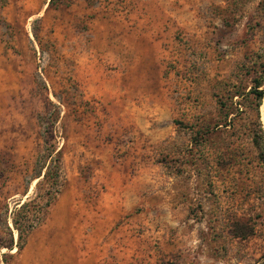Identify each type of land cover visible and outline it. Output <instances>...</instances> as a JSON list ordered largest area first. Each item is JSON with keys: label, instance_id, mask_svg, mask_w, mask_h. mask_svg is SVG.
Instances as JSON below:
<instances>
[{"label": "rangeland", "instance_id": "374dc122", "mask_svg": "<svg viewBox=\"0 0 264 264\" xmlns=\"http://www.w3.org/2000/svg\"><path fill=\"white\" fill-rule=\"evenodd\" d=\"M263 66L264 0H0V264H264Z\"/></svg>", "mask_w": 264, "mask_h": 264}, {"label": "trees", "instance_id": "16d2710c", "mask_svg": "<svg viewBox=\"0 0 264 264\" xmlns=\"http://www.w3.org/2000/svg\"><path fill=\"white\" fill-rule=\"evenodd\" d=\"M60 0H50L51 4H55ZM253 85L250 90L246 93L250 100L252 110L256 112L257 121H252L251 135L255 147L258 149L259 158L264 162V126L262 123L261 106L264 99V66L260 71V74L252 80ZM57 117H53L51 124H55ZM47 153L45 150L42 151L37 159L36 168L32 179H39L36 188L39 190L40 186L44 183L48 184V192L46 195L47 202L45 205L35 203V198H28L24 202H19V207L16 209L13 218V224L19 233V239L24 240L33 228L40 222L44 209L50 206L57 196L61 193L64 186V170L62 164L61 151L52 145L51 149ZM48 158L50 162L48 164ZM10 229V228H9ZM0 245H2L0 243Z\"/></svg>", "mask_w": 264, "mask_h": 264}, {"label": "bare ground", "instance_id": "6f19581e", "mask_svg": "<svg viewBox=\"0 0 264 264\" xmlns=\"http://www.w3.org/2000/svg\"><path fill=\"white\" fill-rule=\"evenodd\" d=\"M261 113H262V116H263V119H264V99H263V103H262V106H261Z\"/></svg>", "mask_w": 264, "mask_h": 264}]
</instances>
